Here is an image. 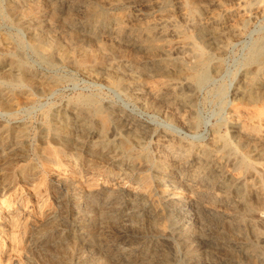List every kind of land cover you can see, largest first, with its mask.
<instances>
[{"label": "rangeland", "instance_id": "1", "mask_svg": "<svg viewBox=\"0 0 264 264\" xmlns=\"http://www.w3.org/2000/svg\"><path fill=\"white\" fill-rule=\"evenodd\" d=\"M0 1V127L7 125L0 132V222L13 219V228L8 230L7 235L2 238L0 233V264H264V235L261 234H264V114L260 116L258 113L264 110V90H260L259 102L258 99L249 100L248 97L239 100L232 94L240 86L246 73L245 63L250 49L264 36V10H250L249 0H221L220 3L216 0H185L186 7L183 10L179 0H161L165 5L160 0ZM261 4L264 7V0ZM241 8L245 9L246 21H242L237 12ZM185 13L192 16L189 17V22L183 19ZM168 16L173 17L177 29L193 35L204 50L214 54L212 56L219 62V66H212L211 77L203 86L196 90L184 86L175 96L157 93L154 89L156 74L162 71H156L162 65L157 60L159 57L146 48L129 49L123 53V47L119 49L112 46L107 36L108 32L118 26L128 30L125 38L133 39L137 33L132 28L156 23ZM216 16L222 18L220 28L231 25L238 29L236 33L228 35L226 43L213 40L208 33L197 31L193 27ZM117 22L118 25L115 24ZM37 27L39 30H36ZM198 33L203 35L198 36ZM7 36L12 38L9 44L3 41ZM18 41H24L23 46ZM43 41L51 49L47 50L52 52L49 56L53 63L46 61V56V59H42L37 52L36 45ZM16 55L26 63L20 72L29 74L28 77L33 82L31 85L35 84L34 92L31 90L33 94L27 90H17L9 82L6 69L13 64ZM60 56H66L67 59ZM111 56L116 58L109 61ZM106 66L111 72L122 71L126 76H135L138 79L139 86L133 88L131 96H125L122 91L113 89L102 79L104 76L99 70H105ZM168 69L172 70L170 66ZM40 87L44 90L43 93ZM221 88L225 89V93L220 92ZM193 94L194 100L185 103L184 99ZM81 95H97L95 98L101 97L102 102L99 101L102 105L107 104V101L118 100L119 104L133 113L136 120L148 124L158 133L171 134L176 145L199 151L200 154L204 149L212 148L219 137L228 136L239 155L247 156L252 165L243 171L245 169L234 167L235 158L227 159L223 161L222 167H217L214 174L216 179L225 183L223 187H208L207 183L198 182L192 188L186 183L196 164L187 162L177 165L170 158L166 161L167 170L158 169L156 165L150 170L142 169L150 178L145 182L142 175L141 181L154 190L152 189L147 199L133 200L136 194L144 192V185L138 187L139 179H130L125 174H120L119 169L102 158L103 146L94 148L86 136L90 129L100 131L99 119L95 117L93 121L91 119L87 122L84 125V132L87 134L81 132L82 135L78 136L73 104ZM28 100H33L34 104H30ZM23 102L24 105L21 104ZM2 103L6 105L3 106ZM8 104L11 107H7ZM238 114L251 130L259 134L257 137L244 136L231 127L232 119ZM191 121H194V125ZM59 123L60 126L57 125ZM65 125L68 128L73 127L74 131L69 129V133ZM127 130L126 126L119 125V132L126 135L129 132ZM129 134H132L129 138L138 145L148 144L150 141L149 132ZM153 145L150 149L151 155L157 159L162 152ZM255 149L262 152L258 154ZM227 171L244 175L243 183L237 184L225 178ZM120 187L123 189L118 191ZM177 195L181 199L184 196L183 199L187 202L204 198L205 201H202L209 208L212 207L215 214L224 217L217 220L208 213L198 214L192 211L191 214H185L177 208H171L169 204L179 199ZM185 207L188 208L189 205ZM151 210L155 211L153 215L145 213ZM187 217L188 222L185 221ZM151 221L153 222L150 223ZM108 225L112 226L109 228ZM77 230H80L79 233ZM248 257H252L251 260Z\"/></svg>", "mask_w": 264, "mask_h": 264}, {"label": "bare ground", "instance_id": "2", "mask_svg": "<svg viewBox=\"0 0 264 264\" xmlns=\"http://www.w3.org/2000/svg\"><path fill=\"white\" fill-rule=\"evenodd\" d=\"M30 1V0H28ZM48 1V0H47ZM161 1V0H160ZM166 1V0H165ZM2 2V1H0ZM38 2V1H37ZM49 2V1H48ZM162 2V1H161ZM217 3H220L221 0H216ZM226 2V1H225ZM249 9L250 10H259V11H263L264 7L262 6V2L263 0H249ZM159 3V2H158ZM163 3V2H162ZM169 3V2H168ZM180 3V7L183 10L184 7H186L185 4V0H179ZM240 3V2H239ZM15 4V3H14ZM33 4V3H32ZM99 4V3H98ZM119 4V3H118ZM124 4V3H123ZM165 5V3H163ZM167 4V3H166ZM50 5V4H49ZM117 5V4H116ZM150 5V4H149ZM2 6V5H1ZM14 6V5H13ZM19 6V5H18ZM31 6V5H30ZM98 6V5H97ZM148 6V5H147ZM153 5H151L152 7ZM248 6V5H247ZM8 7V6H7ZM109 7V6H108ZM146 7V6H145ZM143 7V8H145ZM192 7V6H191ZM1 8V7H0ZM21 8V7H20ZM52 8V7H51ZM50 8V9H51ZM91 8V7H90ZM96 8V7H95ZM99 8V7H98ZM103 8V7H102ZM161 8H163V5L161 4ZM160 8V9H161ZM213 8V7H212ZM6 11V8H4ZM152 9V8H151ZM19 10V9H18ZM22 10V9H21ZM69 10V9H68ZM104 10V9H103ZM107 10V9H106ZM2 12V10H0ZM192 11V10H191ZM230 11V10H229ZM229 11H226V13H229ZM8 12V11H7ZM6 12V13H7ZM24 12V11H22ZM21 12V13H22ZM26 12V10H25ZM45 12V11H44ZM42 12V13H44ZM238 14L241 17L242 21H246L245 20V9L241 8L238 9ZM69 13V12H68ZM107 13V11H106ZM199 13V12H198ZM45 14V13H44ZM97 14V13H96ZM170 14V13H169ZM195 14V13H193ZM237 14V15H238ZM34 15V13H33ZM95 15V13L93 14ZM102 15V14H101ZM222 15V14H221ZM17 16V15H15ZM20 16V15H19ZM46 16V15H45ZM91 16V15H90ZM98 16V15H97ZM104 16V14H103ZM102 16V17H103ZM106 16V15H105ZM161 16V15H159ZM165 16V15H164ZM21 17V16H20ZM25 17V16H24ZM23 17V19H24ZM93 17V16H92ZM101 17V16H100ZM162 17V16H161ZM189 17H192L191 15L188 16V14H184L183 19L185 21H190ZM221 17V16H220ZM218 16L213 17L210 21L204 22V23H200L199 25H195L193 26L197 31H203L205 32V34L209 35L210 38H212L213 40H220L223 43L227 42V37L228 35H231L230 33H236L238 31V29L235 26H231L227 27V28H220L219 26L223 23L222 18H220ZM18 18V17H17ZM109 18V17H108ZM194 18V16H193ZM210 18V17H209ZM103 19V18H102ZM195 19V18H194ZM207 19V18H206ZM19 20V19H18ZM156 20V19H155ZM100 21V20H99ZM133 21V20H132ZM192 21V20H191ZM199 21V20H198ZM128 22V21H127ZM147 22V21H146ZM187 22V23H188ZM239 22V21H238ZM27 23V22H26ZM193 23V22H192ZM246 23V22H245ZM22 24V23H21ZM37 24V23H36ZM106 24V23H105ZM118 25V22L115 23ZM133 24V23H132ZM30 26V24H28ZM108 25V24H107ZM130 25V24H129ZM188 25V24H187ZM23 26V25H22ZM37 26V25H36ZM41 26V25H39ZM121 26V25H119ZM132 26V25H130ZM186 26V25H185ZM135 27V25H134ZM190 27V26H189ZM18 28V27H17ZM39 27L36 28V30ZM41 28V27H40ZM185 28V27H184ZM32 29V28H31ZM35 29V28H34ZM136 31V36L133 39H129V38H125L128 34V30L125 29L124 27H118L115 28L114 30L110 31L107 33V36L110 38V41L112 42V46H116L117 48H122L123 53L126 50L132 49L134 50L135 48H146L148 50H150L152 53H154L157 57H159L157 60L161 65V67L159 69H157L156 71H159L158 74H156L157 79H154V89L157 93H163V94H167V95H178V91L179 89L183 88L184 86H189L194 88L195 90L200 87L203 86V84H205L209 78L211 77V68L212 66H219V62L216 61L215 57H213L212 55L214 54H209L208 52H206L204 50V48L200 45V43L196 40V38H194L193 35H189L188 33H184L183 31L179 30L176 28V24L173 21V17L168 16L166 18L161 19V21L156 22V23H150V24H146V25H141V26H137V28H132ZM188 29V28H187ZM28 30V29H27ZM39 30V29H38ZM45 30V29H44ZM133 30V31H134ZM184 30V29H183ZM186 31V30H185ZM194 31V30H193ZM26 32V31H24ZM30 32V31H29ZM41 32V30H40ZM44 32V31H42ZM27 33V32H26ZM34 33V32H33ZM29 34V33H27ZM36 34V32H35ZM193 34V33H192ZM197 34V33H196ZM31 35V34H30ZM203 35L202 33H198V36ZM264 35V34H263ZM46 36V35H45ZM47 36L48 33H47ZM1 37V36H0ZM31 37V36H30ZM172 37V39L170 38ZM176 37V39H175ZM232 37V36H231ZM262 37V36H261ZM18 38V37H17ZM39 38V36L37 37ZM36 38V40H37ZM41 38V37H40ZM174 38V40H173ZM3 39V38H1ZM12 38L10 37H4V43H10ZM32 39V38H31ZM105 39V38H104ZM22 40V39H21ZM35 41V38L34 40ZM38 41V40H37ZM36 41V42H37ZM123 41H125L123 45H121L123 43ZM24 42V41H23ZM23 42H19L18 43L20 45L23 46ZM48 43H50V41H47ZM109 42V41H108ZM42 44H37L36 45V49L37 52L41 55L40 57L44 58L45 56L47 57L44 58L46 59V61L48 60V62H51V56H49L51 53L48 52V50L50 48H47L48 45H46L45 41L41 42ZM25 44V43H24ZM32 44V43H31ZM235 45V44H234ZM111 46V45H110ZM2 47V46H1ZM4 47V46H3ZM50 47V46H49ZM12 48V47H11ZM10 48V49H11ZM14 48V47H13ZM53 48V47H52ZM83 48V47H82ZM105 48V47H102ZM3 49V48H2ZM1 49V50H2ZM16 49V48H15ZM14 49V50H15ZM23 49V48H22ZM32 49V48H31ZM48 49V50H47ZM54 49V48H53ZM52 49V50H53ZM63 49V48H62ZM81 49V48H80ZM6 50V49H4ZM17 50V49H16ZM51 50V49H50ZM58 50V49H57ZM79 50V49H78ZM111 50V49H110ZM109 50V51H110ZM118 50V49H117ZM24 51V49H23ZM62 51V50H61ZM90 51V50H89ZM208 51V50H207ZM251 52H249V56L246 59L247 63L246 64V73L242 78V82L240 84V86H238L234 92L232 93L233 96L239 100H241L242 98H247L249 100L255 101L258 99V96L260 94V90H264V36L262 38H260L259 40H257L255 42V44L252 47V50L250 49ZM2 52V51H1ZM4 52V51H3ZM6 52V51H5ZM25 52V51H24ZM70 52V51H69ZM81 52V51H80ZM85 52V51H84ZM96 52V51H95ZM101 52V51H100ZM210 52V51H209ZM10 53V50H9ZM18 53V51H17ZM37 53V54H38ZM60 53V52H59ZM82 53V52H81ZM14 54V53H13ZM12 54V55H13ZM54 54V53H53ZM3 55V54H2ZM9 55V56H12ZM52 55V54H51ZM60 54H58L59 56ZM97 55V54H96ZM107 55V54H105ZM4 56V55H3ZM2 56V58H3ZM6 56V55H5ZM79 56V55H78ZM81 56V55H80ZM27 57V56H26ZM61 57V56H60ZM64 57H61L63 59H67ZM71 57V56H70ZM38 58V57H37ZM42 58V59H43ZM116 57H109V61L110 60H114ZM27 59V58H25ZM42 59H41V63H42ZM53 59V56H52ZM4 60V59H3ZM57 60V59H56ZM55 60V61H56ZM64 60V61H65ZM136 60V59H135ZM151 60V59H150ZM40 61V58H39ZM53 61V60H52ZM59 61V59H58ZM73 61V60H72ZM91 62V61H90ZM13 64H11L9 69H6L8 72V76H9V82L12 83V85L14 86L13 88H16L17 90H27L28 92H31V90L33 91L35 89V84L32 86L31 84V79L28 77L29 74H23L22 72H20L21 68L23 65H25V61L16 55L15 59H13ZM48 63V64H49ZM53 63V62H51ZM136 63V62H135ZM46 66L47 63L45 62ZM55 64V63H54ZM74 64V62H73ZM244 64V66H245ZM56 65V64H55ZM78 65V64H77ZM28 66V65H27ZM50 66V65H48ZM81 66V65H80ZM87 66V65H86ZM110 66V65H108ZM168 66H170V69H168ZM26 67V66H24ZM51 67V66H50ZM54 67V65L52 66ZM107 67V66H106ZM115 67V66H114ZM131 67V66H130ZM134 67V66H132ZM8 68V66H7ZM4 69V70H5ZM32 69V68H31ZM3 70V68H2ZM35 70V69H34ZM132 70V69H131ZM26 71V70H25ZM31 71V70H29ZM121 71V70H119ZM129 71V70H128ZM44 72V71H43ZM102 76H104V78L102 77V79H105L106 83H108L109 86H111L113 89L118 90V91H122L124 93L125 96H131L130 92L134 91L133 88L134 87H138L139 86V81L138 79L135 78V76L132 77H128L124 74V72H111L109 67L105 68V70L100 71ZM98 72V73H99ZM97 73V72H96ZM130 73V72H128ZM1 74V73H0ZM149 74V73H148ZM43 75V74H42ZM99 75V74H97ZM151 75V74H150ZM45 76V75H44ZM100 76V75H99ZM147 76V75H146ZM33 78V77H32ZM148 78V76H147ZM3 79V78H2ZM5 80V79H4ZM33 80V79H32ZM48 80V79H47ZM53 80V79H51ZM35 81V80H33ZM38 81V80H37ZM41 81V80H40ZM57 81V80H56ZM1 82V81H0ZM39 82V81H38ZM6 83V82H4ZM232 84V83H231ZM4 85V84H3ZM12 85H8V86H12ZM42 86V83H41ZM105 86V85H104ZM153 86V85H152ZM3 88V87H2ZM5 88V87H4ZM8 88V87H7ZM12 88V87H10ZM12 88V89H13ZM19 88V89H18ZM41 88V87H40ZM47 88V87H46ZM152 88V87H151ZM186 88V87H185ZM42 89V88H41ZM153 89V90H154ZM190 89V88H188ZM7 90V89H6ZM8 91V90H7ZM43 89L41 90V92L43 93ZM51 91V90H50ZM34 92V91H33ZM39 92V91H38ZM40 92V93H41ZM193 92V91H192ZM220 92L223 94L225 93V89L221 88ZM5 93V92H4ZM32 93V92H31ZM56 93V92H55ZM118 93V92H117ZM18 94V93H17ZM30 94V93H29ZM33 94V93H32ZM35 94V93H34ZM137 94V93H136ZM216 94V93H215ZM150 95V94H149ZM5 96V95H4ZM16 96V95H15ZM30 96V95H29ZM97 96V95H96ZM95 96V97H96ZM226 96V95H225ZM93 95H81L78 96L74 101L75 104V108L73 111L76 115V119H77V126L76 129L78 131V136H81V132H84V125L91 121H93V118H98L99 123H100V131L98 132V130L90 129L88 132L89 134L86 135L88 136V138L91 140L92 142V146H94V148L98 149V146H103V154L101 156H103L102 158H104L105 160L109 161V164H113L112 166L116 167L117 169H119L120 174L122 175H126L127 177H130V179L136 178L139 179L137 182H139L138 187H141L144 185V182L141 181L142 175H144V179L146 180L145 182H148L149 180V175L146 172H142V169L144 170V168H146L147 170H150V168H152L154 165H156L158 167V169H162L163 168L165 170L168 169V164L167 162L170 160V158H172V160H174L177 165H181V164H185L187 162H192L195 165V168L192 170V174L191 177L187 180L188 182L186 183L189 187H194L196 185V183L198 182H202V183H207L208 187L209 185H218L220 187H223L225 185V183H223V181H221L220 179H216V177L214 176V174H216V169L217 167H222L223 161L227 160V159H231V158H235V162H234V167H236V169H245L243 171H246V169L251 167V161H249V159L247 158V156H243V155H239V153L237 152V149L234 147V145L229 141L230 139L227 137H222L220 138L218 135V139L215 140L214 142V146L210 149H204L202 154L194 150H189V149H185L182 148L181 145H176L174 142V137L166 132H156L157 130H153V128L151 126H149L146 123L140 122L138 120L135 119V116L133 115V113L129 110H127L125 107H123L121 104H119L118 100L116 101H107V104L102 105V101L100 100L101 97L99 99L95 98ZM156 97V96H155ZM15 98V97H14ZM35 98V97H34ZM6 99V98H4ZM23 99V98H21ZM123 99V98H121ZM125 99V98H124ZM18 100V99H17ZM20 100V99H19ZM27 99L24 100V102H26ZM101 102H100V101ZM158 100V99H157ZM185 103H190L191 101L194 100V94L192 95H188L187 98L184 99ZM5 101V100H4ZM29 103L32 105L33 100H28ZM71 101V100H70ZM128 101V100H127ZM15 102V101H14ZM24 102L21 103L24 105ZM259 102V99H258ZM9 103V101H8ZM17 103V102H16ZM71 103V102H70ZM4 104L3 106L6 105V103H2ZM10 104V103H9ZM7 105L11 107V105ZM28 104V103H27ZM67 104V103H66ZM65 104V106H66ZM124 104V103H123ZM181 104V103H180ZM22 105V106H23ZM249 105V104H248ZM247 105V107H248ZM253 105V104H252ZM255 105V103H254ZM21 106V105H19ZM69 106V105H68ZM258 106V105H257ZM18 107V106H17ZM240 107V106H239ZM3 108V107H2ZM67 108V107H66ZM260 108V107H259ZM65 109V108H64ZM63 109V110H64ZM69 109V108H68ZM10 110V109H9ZM174 110V109H173ZM66 111V109H65ZM64 111V112H65ZM258 111V110H257ZM2 112V111H1ZM66 113V112H65ZM64 113V114H65ZM255 113V112H254ZM260 116H262L264 114V110H261L258 112ZM46 115H48L46 113ZM74 115V116H75ZM70 116V115H69ZM244 116V115H243ZM50 117V116H49ZM141 117V116H140ZM240 115L238 114L236 117H234L232 119L231 122V127L236 131L239 132L240 134L247 136V137H257L259 134L255 133V130H251L249 128V126L246 125V123L240 119ZM48 118V117H47ZM63 118V117H62ZM69 118V117H68ZM95 118V119H96ZM50 119V118H48ZM52 119V118H51ZM94 119V121H95ZM259 119V118H258ZM62 120V119H61ZM68 120V119H67ZM66 120V121H67ZM8 121V120H7ZM44 121V120H43ZM60 121V120H59ZM70 121V119H69ZM168 121V120H167ZM5 122V121H4ZM48 122V121H47ZM50 122V121H49ZM52 122V121H51ZM75 122V121H74ZM116 123V124H114ZM191 123H193L194 125V121ZM63 124V123H62ZM76 124V123H75ZM72 124V125H75ZM96 124V123H95ZM94 124V125H95ZM190 124V123H189ZM41 125V124H40ZM46 125V124H45ZM60 126V123L57 124ZM119 125L121 126H126L127 127V131L128 134L130 132H138L139 134H143V133H150L149 138L150 141L148 144H142V145H138L137 142L132 141L131 138H129V136H132V134H126L124 132H119ZM64 126V125H61ZM67 126V125H65ZM88 126V125H87ZM7 127V125H6ZM5 125H2L0 127V132H3L4 129L6 128ZM98 128V126H96ZM15 128V127H14ZM18 128V127H17ZM22 128V127H19ZM26 128V127H23ZM61 128V127H60ZM68 128V126H67ZM8 129V128H7ZM13 129V127H12ZM64 129V128H63ZM62 129V130H63ZM74 131L72 130L73 127H69L68 128V132L70 133ZM121 129V128H120ZM51 130V129H50ZM61 130V129H60ZM67 130V129H66ZM25 131V130H23ZM27 131V130H26ZM45 131V130H44ZM43 131V132H44ZM55 131V130H53ZM75 131V132H77ZM121 131V130H120ZM126 131V130H125ZM18 132V131H17ZM22 132V131H21ZM47 132V130H46ZM51 132V131H50ZM67 132V134H68ZM9 133V132H8ZM7 133V134H8ZM55 133V132H54ZM86 132H84L83 134H85ZM127 133V132H126ZM45 134V132H44ZM51 134V133H49ZM57 134V133H55ZM75 134V133H74ZM81 134V135H80ZM87 134V133H86ZM174 134V133H173ZM176 134V133H175ZM6 135V134H5ZM21 135V134H20ZM29 135V134H28ZM53 135V134H52ZM70 135V134H69ZM224 136V135H223ZM72 137V136H71ZM74 137V135H73ZM21 138V137H20ZM1 139V138H0ZM44 139V138H43ZM82 139V138H81ZM14 140V139H13ZM22 140V139H21ZM43 141V140H42ZM135 142V143H134ZM147 142V141H146ZM248 142V141H247ZM87 143V142H85ZM3 144V143H2ZM18 144V143H17ZM77 144V143H76ZM153 144H155V146L160 150L161 155L155 159V157H153L152 154V150L150 151L151 147L154 146ZM19 145V144H18ZM85 145V144H83ZM97 145V146H96ZM1 146V145H0ZM3 146V145H2ZM4 147V146H3ZM100 147V148H101ZM79 149H81L80 147H78ZM1 149V148H0ZM6 150V149H5ZM82 150V149H81ZM55 151V150H54ZM91 152L94 150H90ZM240 151V150H239ZM255 152L260 154L262 152V150L260 149H255ZM1 153V152H0ZM97 154V153H96ZM90 155V154H89ZM95 155V154H94ZM100 155V154H99ZM169 155V159L166 160V157ZM1 156V155H0ZM4 156V155H2ZM91 157V156H90ZM98 157V156H97ZM114 157H116V160L114 159ZM250 157V156H249ZM95 159V158H94ZM101 160V159H100ZM157 160V162L155 161ZM264 160V159H263ZM167 161V162H166ZM96 162V160H95ZM106 162V161H105ZM92 163V162H91ZM118 163V164H117ZM95 164V163H94ZM172 164V163H171ZM230 164V163H229ZM228 164V165H229ZM261 164H263L261 162ZM167 166V167H165ZM213 166H216L213 168ZM230 166V165H229ZM37 168V166H35ZM178 167V166H177ZM253 167V166H252ZM155 168V167H154ZM153 170V169H152ZM185 170V169H184ZM107 171H110L109 169ZM176 171V170H175ZM156 172V171H155ZM167 172V171H166ZM177 172V171H176ZM175 172V173H176ZM185 172V171H184ZM113 173V172H112ZM174 174V173H173ZM182 174V173H181ZM239 174V173H238ZM238 174H235L231 171H227L225 173V178L229 179L231 182H235L237 184H242L243 180H244V175L240 176ZM243 174V173H242ZM184 174H182L183 176ZM108 176V174H107ZM116 176V175H115ZM152 176V173H151ZM159 176V175H158ZM165 176V175H164ZM181 176V175H180ZM172 177V176H171ZM248 177V176H247ZM126 178V177H125ZM165 178V177H164ZM173 179V178H172ZM151 180V179H150ZM159 180V179H158ZM223 180V179H222ZM156 181V180H155ZM166 181V180H165ZM171 182V181H170ZM178 182V180H177ZM184 183V182H183ZM182 183V184H183ZM126 184V183H125ZM170 184V183H169ZM206 186V185H205ZM23 187V186H22ZM136 187V186H135ZM180 187V186H179ZM116 188V187H115ZM143 188V187H142ZM184 188V187H182ZM201 188V187H200ZM212 188V187H211ZM123 188H119V190H121ZM154 190V188H152ZM150 185L146 184L144 185V192H142L141 194H134V198L133 200H137V199H147L148 197H150L149 195H151V191H152ZM185 189V188H184ZM137 190V189H136ZM201 190V189H200ZM208 190V188L206 189ZM191 191V190H190ZM189 191V192H190ZM199 191V190H197ZM205 191V190H204ZM89 192V191H88ZM140 192V191H139ZM180 192V191H179ZM194 192V191H193ZM202 192V191H201ZM209 192V190H208ZM176 192H174L175 194ZM195 193V192H194ZM170 194V193H169ZM177 194V193H176ZM211 194V193H209ZM133 195V194H132ZM157 195V194H155ZM181 195V194H180ZM195 195V194H194ZM200 195V194H199ZM198 195V196H199ZM212 195V194H211ZM216 195V194H215ZM139 196V197H138ZM178 196V195H177ZM189 196V195H188ZM192 196V195H191ZM221 196V195H220ZM138 197V198H137ZM152 197V196H151ZM179 199L176 202H170V207L172 208H177V210H180L182 212H184L185 214H191L192 211L197 212L198 214L200 213H208L210 214L214 219L217 220H222V218L224 216H218L217 214L214 213V211L211 210V208H209L205 203V199L204 201H202L200 198H195L190 200V202H187L185 199L180 198V196H178ZM177 197V198H178ZM87 198V197H85ZM89 198V197H88ZM106 198V197H105ZM110 198V197H109ZM107 198V199H109ZM154 198V197H153ZM175 198V197H174ZM83 199V198H82ZM111 199V198H110ZM162 199V198H161ZM160 199V200H161ZM164 199V198H163ZM162 199V201H164ZM215 199V198H213ZM217 199V198H216ZM77 200V199H75ZM84 200V199H83ZM124 200V199H123ZM129 200V199H128ZM228 200V199H226ZM72 201V200H71ZM87 201V200H86ZM148 201V200H147ZM152 201H156V200H152ZM94 202V200H93ZM106 202V201H105ZM108 202V201H107ZM121 202V201H120ZM125 202V201H124ZM132 202V201H131ZM213 202V201H212ZM135 203V201H134ZM145 203V202H143ZM142 203V204H143ZM158 203V202H157ZM164 202H162L163 204ZM189 205L188 208H186L185 204ZM190 203V204H189ZM91 204V203H90ZM120 204V203H119ZM123 204V203H122ZM133 204V203H132ZM159 204V203H158ZM167 204V203H166ZM211 204V203H210ZM104 205V203H103ZM103 205H101L103 207ZM135 205V204H134ZM138 205V204H137ZM141 205V204H140ZM145 205V204H144ZM85 206V205H84ZM116 206V205H115ZM143 206V205H142ZM147 206V204H146ZM156 206V205H155ZM211 206V205H210ZM225 206V204L223 205ZM86 207V206H85ZM167 207V206H166ZM92 208V207H91ZM112 208V207H111ZM88 209V208H87ZM93 209V208H92ZM113 209V208H112ZM116 209V207H115ZM145 209V208H144ZM157 209V208H156ZM168 209V207H167ZM219 209V208H218ZM2 210V209H1ZM155 210V209H154ZM154 210L148 211L145 213H147L148 215H153L155 213ZM103 210H101L102 212ZM126 211V210H125ZM91 212V210H90ZM110 213V211H109ZM227 213V211H226ZM93 214V213H92ZM98 214V213H97ZM131 214V212L129 213ZM169 214V213H167ZM175 214V213H174ZM179 214V213H178ZM91 215V214H90ZM94 215V214H93ZM105 215V214H104ZM108 215V214H107ZM255 215V214H252ZM111 216V215H109ZM131 216V215H130ZM192 216V215H190ZM95 217V216H94ZM126 217V216H125ZM184 217V216H183ZM198 217V216H197ZM205 217V216H204ZM98 218V217H97ZM130 218V217H129ZM136 218V217H135ZM166 218V217H165ZM195 218V217H194ZM199 218V217H198ZM221 218V219H220ZM4 219V218H3ZM102 219V218H101ZM100 219V221H101ZM155 219V218H154ZM193 219V218H191ZM203 219V218H202ZM205 219V218H204ZM210 219V218H209ZM213 219V220H214ZM225 219V218H224ZM232 219V218H231ZM120 220V219H119ZM126 220V219H125ZM133 220V219H131ZM135 220V219H134ZM137 220V219H136ZM140 220V219H139ZM156 220V219H155ZM154 220V221H155ZM170 220V219H169ZM188 220V217L185 221ZM215 220V221H217ZM76 221V220H75ZM98 221V220H97ZM129 221V220H127ZM197 221V220H196ZM256 221V220H255ZM107 222V221H106ZM115 222V221H113ZM120 222V221H119ZM134 222V221H132ZM153 221H151L150 223H152ZM170 222V221H169ZM188 222V221H187ZM190 222V221H189ZM206 222V221H205ZM209 221L207 220V223ZM220 223V221H218ZM225 222V221H224ZM248 222V221H247ZM100 223V222H99ZM118 223V222H116ZM121 223V222H120ZM124 223V221H123ZM143 223V222H142ZM212 223V222H211ZM214 223V222H213ZM229 223V222H228ZM239 223V222H238ZM106 224V223H105ZM111 224V223H110ZM189 224V223H188ZM194 224V223H193ZM203 224V223H202ZM209 224V223H208ZM233 224V223H232ZM240 224V223H239ZM258 224V223H257ZM121 225V224H120ZM132 225V224H131ZM163 225V224H162ZM184 225V224H183ZM186 225V224H185ZM195 225V224H194ZM193 225V226H194ZM201 225V223H200ZM210 225V224H209ZM219 225V224H218ZM227 225V224H226ZM237 225V224H236ZM101 226V224H100ZM112 226V225H111ZM110 226V227H111ZM126 226V225H125ZM144 226V225H142ZM171 226V225H170ZM190 226V225H189ZM216 225H214L215 227ZM238 226V225H237ZM109 227V225H108ZM109 227V228H110ZM117 227V226H116ZM135 227V226H134ZM141 227V226H140ZM169 227V225H168ZM177 227V226H176ZM181 227V226H180ZM192 227V226H191ZM206 227V226H205ZM204 227V228H205ZM213 227V226H212ZM221 227V224H220ZM230 227V225H229ZM13 228V219H4L2 222H0V233H1V237L4 238L9 229ZM40 228V227H39ZM39 228H37L39 230ZM95 228V227H94ZM103 228V227H101ZM106 228V227H105ZM120 228V227H119ZM118 228V229H119ZM128 228V226H127ZM155 228V227H154ZM160 228V226H159ZM197 228V227H196ZM208 228V227H207ZM211 228V227H210ZM227 228V227H226ZM250 228V227H249ZM259 228V227H258ZM261 228V227H260ZM43 229V228H42ZM112 229V228H111ZM143 229V228H142ZM163 229V226H162ZM172 229V228H171ZM176 229V228H175ZM188 229V228H187ZM190 229V227H189ZM212 229V228H211ZM215 229V228H213ZM218 229V228H217ZM36 230V229H35ZM96 230V229H95ZM100 230V227H99ZM161 230V229H160ZM198 230V229H197ZM210 230V229H209ZM78 231V230H77ZM80 231V230H79ZM78 231V233H79ZM106 231V230H105ZM114 231V230H113ZM118 231V230H117ZM159 231V230H158ZM164 230H162L163 232ZM181 231V230H180ZM190 231V230H189ZM94 232V230H93ZM122 232V231H121ZM128 232V231H127ZM172 232V231H171ZM193 232V230H192ZM195 232V230H194ZM202 232V230H201ZM221 232V231H220ZM225 232V230H224ZM246 232V230H245ZM76 233V231H75ZM84 233V232H83ZM119 233V232H118ZM124 233V232H123ZM136 233V232H135ZM159 233H161V231H159ZM199 233V231H198ZM203 233V232H202ZM209 233V232H208ZM213 233V232H211ZM215 233V232H214ZM38 234V233H36ZM43 234V233H42ZM93 234V233H92ZM100 234H102V232H100ZM110 234V233H109ZM127 234V233H126ZM129 234V232H128ZM133 234V233H130ZM142 233H140L141 235ZM169 234V233H168ZM173 234V232H172ZM171 234V235H172ZM205 234V233H204ZM207 234V233H206ZM262 235H264L263 233H261ZM44 235V234H43ZM139 235V234H138ZM149 235V234H148ZM166 235V234H165ZM184 234H182L183 236ZM210 235V234H209ZM259 235V234H258ZM10 236V234L8 235ZM37 236V235H36ZM100 236V235H99ZM110 236V235H109ZM135 236V235H134ZM137 236V235H136ZM154 236V234H153ZM156 236V235H155ZM228 236V235H227ZM33 237V236H32ZM39 237V235H38ZM107 237V236H106ZM143 237V236H142ZM152 237V235H151ZM203 237V236H201ZM209 237V236H208ZM224 237V236H223ZM229 237V236H228ZM255 237V236H254ZM264 237V236H263ZM137 238V237H136ZM186 238V237H185ZM248 238V237H247ZM33 239V238H32ZM37 240V238H35ZM106 239V238H105ZM156 239V238H155ZM214 241L216 240V238H213ZM230 239V238H229ZM261 239V238H259ZM34 240V239H33ZM239 240V239H238ZM251 240V239H250ZM115 241V240H114ZM141 241V240H140ZM156 241V240H155ZM228 241V240H227ZM123 242V241H122ZM220 242V241H219ZM218 242V244H220ZM230 242V241H229ZM251 242V241H250ZM253 242V241H252ZM260 242V241H259ZM99 243V242H98ZM108 243V242H107ZM157 243V242H156ZM208 243V242H207ZM237 243V242H236ZM215 244V243H214ZM231 244V243H230ZM257 244V243H256ZM135 245V244H134ZM98 246V245H97ZM108 246V245H107ZM122 246V244H121ZM232 246V244H231ZM240 246V245H239ZM26 247V246H25ZM103 247V246H102ZM133 247V246H132ZM131 247V248H132ZM148 247V246H147ZM214 247V246H213ZM100 248V247H99ZM137 248V247H136ZM212 248V247H211ZM107 249V247H106ZM125 249V247L123 248ZM122 249V250H123ZM216 249V248H215ZM237 249V248H236ZM126 250V249H125ZM234 250V248H233ZM249 250V249H248ZM247 250V251H248ZM127 251V250H126ZM207 251V250H206ZM237 251V250H236ZM262 251V249H261ZM264 251V250H263ZM108 252V250H107ZM115 252V251H114ZM124 252V251H123ZM205 252V251H204ZM240 252V251H239ZM244 252V251H243ZM1 253V252H0ZM117 253V252H116ZM209 253V252H208ZM230 253V252H229ZM236 253V252H234ZM257 253V252H256ZM119 254V253H118ZM245 254V253H244ZM166 255V254H165ZM233 255V252H232ZM242 255V254H241ZM153 256V254H152ZM213 256V255H210ZM245 256V255H244ZM10 257V256H9ZM114 257V255H113ZM154 257V256H153ZM246 257V256H245ZM253 257V256H252ZM251 257V258H252ZM211 258V257H210ZM250 258V257H248ZM250 258V260H251ZM9 259V258H8ZM160 259V258H159ZM216 259V258H214ZM221 259V258H220ZM233 259V258H232ZM7 261V260H6ZM114 261V260H113ZM168 261V260H167ZM213 261V260H212ZM219 261V260H217ZM233 261V260H232ZM244 261V260H243ZM165 262V261H164ZM250 262V261H249ZM121 263V262H120ZM225 263V262H224ZM218 264V263H217ZM220 264V263H219ZM226 264V263H225ZM252 264V262H251ZM254 264V263H253Z\"/></svg>", "mask_w": 264, "mask_h": 264}]
</instances>
